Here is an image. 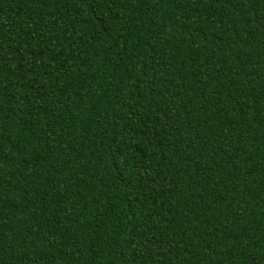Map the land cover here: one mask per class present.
Wrapping results in <instances>:
<instances>
[{
	"label": "trees",
	"instance_id": "16d2710c",
	"mask_svg": "<svg viewBox=\"0 0 264 264\" xmlns=\"http://www.w3.org/2000/svg\"><path fill=\"white\" fill-rule=\"evenodd\" d=\"M0 264H264V0H0Z\"/></svg>",
	"mask_w": 264,
	"mask_h": 264
}]
</instances>
